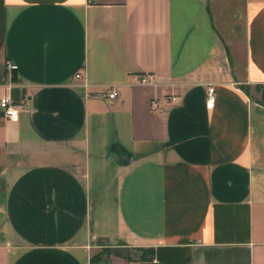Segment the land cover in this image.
Here are the masks:
<instances>
[{"label": "crops", "instance_id": "obj_1", "mask_svg": "<svg viewBox=\"0 0 264 264\" xmlns=\"http://www.w3.org/2000/svg\"><path fill=\"white\" fill-rule=\"evenodd\" d=\"M232 1L0 0V264H264V0L241 77Z\"/></svg>", "mask_w": 264, "mask_h": 264}, {"label": "rangeland", "instance_id": "obj_2", "mask_svg": "<svg viewBox=\"0 0 264 264\" xmlns=\"http://www.w3.org/2000/svg\"><path fill=\"white\" fill-rule=\"evenodd\" d=\"M241 3L242 2L240 0V21H236L238 10L236 8L234 9L232 8L233 6H236L235 1L230 2L225 7L222 4H220V6L217 7L218 11L221 13V16L225 14L224 15L225 19L224 18L219 19V24L217 25L219 34L224 40L228 38L230 52H231L232 59H233L232 65L234 68V73L236 74V76H240V77L242 75V70H243V66H242L243 65V56H242L243 25H242V19H241ZM233 13H235L234 17H233ZM217 22H218V19L216 20V24ZM250 92L252 93V95H254V97H259L258 91L250 90ZM118 249L121 250L124 248H118ZM124 250L127 252L131 251V250L129 251L128 248H125ZM106 251H108V248L105 247V245L101 242V247L99 249V252L105 253Z\"/></svg>", "mask_w": 264, "mask_h": 264}, {"label": "built area", "instance_id": "obj_3", "mask_svg": "<svg viewBox=\"0 0 264 264\" xmlns=\"http://www.w3.org/2000/svg\"><path fill=\"white\" fill-rule=\"evenodd\" d=\"M6 68L8 69H14L15 65L11 62L6 61L5 63ZM80 72L76 71L73 74V78H80ZM139 82L141 84H146L150 83V77L148 76H141L139 78ZM212 92L213 88L212 86H208L207 91H206V100H205V107H210L211 102H212ZM102 97H104L106 100H111L113 99L116 94H117V89L115 87H108L105 90H102L100 93ZM154 105V103H153ZM3 115L7 121H15L18 117V112L16 107L10 102L8 98L4 99V109H3Z\"/></svg>", "mask_w": 264, "mask_h": 264}, {"label": "trees", "instance_id": "obj_4", "mask_svg": "<svg viewBox=\"0 0 264 264\" xmlns=\"http://www.w3.org/2000/svg\"><path fill=\"white\" fill-rule=\"evenodd\" d=\"M240 89L244 92V93H248V87L247 85H243V84H240ZM255 91H259V89L257 88V86L254 87ZM251 97L259 104L263 105L264 106V92L261 90L260 91V94H259V97H253L251 95ZM136 250H138L140 252V255H139V259L140 260H149L152 258L153 256V249L151 247H148V248H135ZM102 254V252H98L96 253L95 255H93L91 258H90V261H95L99 258V256Z\"/></svg>", "mask_w": 264, "mask_h": 264}]
</instances>
